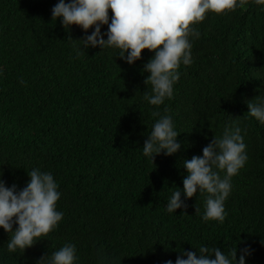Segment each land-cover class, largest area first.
Wrapping results in <instances>:
<instances>
[{"label": "trees", "instance_id": "trees-1", "mask_svg": "<svg viewBox=\"0 0 264 264\" xmlns=\"http://www.w3.org/2000/svg\"><path fill=\"white\" fill-rule=\"evenodd\" d=\"M57 3L0 0V178L22 189L27 172H50L63 212L24 253L9 252L0 229V264H38L69 243L77 264H175L182 250L199 258L201 246L225 255L250 248L246 264H264V123L248 114V103L264 96V6L248 0L193 25L200 31L193 62L181 64L173 96L153 106L143 95L151 94L143 67L155 53L146 49L129 65L120 49H83L69 40L84 38L79 26L67 32L53 21ZM112 16L109 9V22ZM155 112L172 116L182 148L152 163L142 148L160 118ZM233 119L248 160L232 177L224 221L202 219L206 192L182 196L187 208L167 212L184 187L183 161L202 156Z\"/></svg>", "mask_w": 264, "mask_h": 264}, {"label": "clouds", "instance_id": "clouds-1", "mask_svg": "<svg viewBox=\"0 0 264 264\" xmlns=\"http://www.w3.org/2000/svg\"><path fill=\"white\" fill-rule=\"evenodd\" d=\"M247 3L248 0H70L68 3L58 0L52 8V19L59 20L67 32H71L73 25L79 26L85 33L84 38L69 40L78 42L83 49H120L119 58L129 65L140 60L144 50L154 52V57L143 67L149 74L145 84L151 85V94L143 95L150 105L160 106L173 96L181 64L189 66L193 62L192 41L200 36L199 29L193 25L203 22L209 12L224 14L243 8ZM255 4L264 6V0H255ZM109 9L113 13L111 22ZM103 25H107L106 33H102ZM90 29L91 34H88ZM76 51L79 55L81 49ZM248 108L250 116L264 123V96L249 102ZM153 115L160 116V113ZM236 120L225 126L222 136L215 135L203 148L202 156L183 161L187 170L184 187L172 193L167 212L186 209L185 199L206 192L209 195L202 219L224 221V202L232 191V177L248 160L242 129ZM147 136L142 152L152 163L160 154L173 156L181 151L180 134L175 130L171 115L160 116ZM27 173L30 179L22 189L16 184L8 187L0 178V229L9 234L6 244L12 253L18 250L24 253L47 237L63 219V212L56 207L61 193L53 175L38 168ZM14 226L18 227L14 230ZM198 251L199 258L194 252L182 250L175 264H246V257L251 255L250 248H237L228 255L214 247L201 246ZM76 252L74 244H65L42 257L38 264H77ZM101 264H115V261L102 259ZM165 264H173V261Z\"/></svg>", "mask_w": 264, "mask_h": 264}]
</instances>
